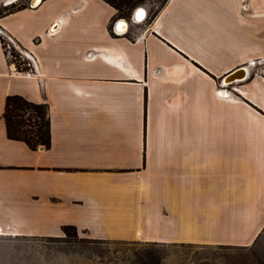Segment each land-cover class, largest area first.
Wrapping results in <instances>:
<instances>
[{
    "label": "crops",
    "instance_id": "0c3cea01",
    "mask_svg": "<svg viewBox=\"0 0 264 264\" xmlns=\"http://www.w3.org/2000/svg\"><path fill=\"white\" fill-rule=\"evenodd\" d=\"M115 14L40 0L0 17L36 63L18 71L0 41L1 237L70 225L93 240L250 245L264 228V0H168L148 24ZM10 95L47 105L48 148L6 136Z\"/></svg>",
    "mask_w": 264,
    "mask_h": 264
},
{
    "label": "rangeland",
    "instance_id": "374dc122",
    "mask_svg": "<svg viewBox=\"0 0 264 264\" xmlns=\"http://www.w3.org/2000/svg\"><path fill=\"white\" fill-rule=\"evenodd\" d=\"M0 0V17L18 8H32L34 0ZM149 11L155 3L144 4ZM152 11L145 18L150 20ZM7 36L0 31L6 48ZM15 51V50H14ZM264 72V69H263ZM237 99V98H236ZM238 100V99H237ZM240 131L236 127V134ZM0 264H140L146 252L161 257L160 264H258L264 257V228L246 248H220L217 245L168 244L146 245L141 242L95 241L84 233L76 238L1 237ZM264 259V258H263Z\"/></svg>",
    "mask_w": 264,
    "mask_h": 264
},
{
    "label": "trees",
    "instance_id": "16d2710c",
    "mask_svg": "<svg viewBox=\"0 0 264 264\" xmlns=\"http://www.w3.org/2000/svg\"><path fill=\"white\" fill-rule=\"evenodd\" d=\"M109 4L116 11L115 17L129 19L133 11L144 4L153 1L155 3V9H150L147 12V17L152 11L148 24L157 15L159 10L164 6L168 0H103ZM25 8H18L22 10ZM14 11H10L12 13ZM6 15V14H5ZM3 15V16H5ZM146 17V18H147ZM3 49L4 42L0 39ZM5 52V50H4ZM12 55L18 61L16 68L19 71L25 70V67L21 66L23 62L19 61L18 54L11 50ZM6 136L11 140L21 141L26 144L30 149L36 150L37 148H48L50 146V122L48 117V108L45 104H36L27 101L23 97L17 95L7 96L5 99L4 111L2 115ZM63 237L71 239L76 238L78 230L74 226H62L61 227ZM261 233V232H260ZM260 234L256 237L253 243L257 240ZM93 240V239H91ZM102 241V240H95ZM118 242V241H112ZM252 243V244H253ZM146 245H160L158 243H145ZM220 248H246L247 246H219ZM264 258V257H263ZM257 260L258 264H264V259ZM161 257L153 252H146L145 258H139L140 264H160Z\"/></svg>",
    "mask_w": 264,
    "mask_h": 264
},
{
    "label": "built area",
    "instance_id": "2783aa9c",
    "mask_svg": "<svg viewBox=\"0 0 264 264\" xmlns=\"http://www.w3.org/2000/svg\"><path fill=\"white\" fill-rule=\"evenodd\" d=\"M130 21L136 22L132 17H130ZM117 23H120V20H117ZM6 39L8 42H7L6 48L4 50H5L6 57L10 61L11 65L13 67H15V69H17L16 65H17L18 61L15 59V57L11 53V50H15V52L18 54L19 61L23 62L21 66L25 67V70H22L21 72H24L27 75L32 73V71L34 73L36 71L35 70L36 63H35L33 57L30 56L28 53L24 52L23 50H21L18 47V45H16L9 37H7Z\"/></svg>",
    "mask_w": 264,
    "mask_h": 264
},
{
    "label": "bare ground",
    "instance_id": "6f19581e",
    "mask_svg": "<svg viewBox=\"0 0 264 264\" xmlns=\"http://www.w3.org/2000/svg\"><path fill=\"white\" fill-rule=\"evenodd\" d=\"M13 0H10L9 2H12ZM40 0H34V3H39ZM135 14H133V17L135 19H138V20H143L145 18V12L142 10L141 7H138L137 9H135L134 11ZM126 27V23L123 22L122 20L120 21L119 25L117 26V28L119 30L121 29H124ZM245 73L246 71L242 70V71H239L235 74H233L232 76L229 77V79L227 80H231V81H237L239 79H242L244 76H245ZM0 234H3L2 232H0Z\"/></svg>",
    "mask_w": 264,
    "mask_h": 264
},
{
    "label": "water",
    "instance_id": "95a60500",
    "mask_svg": "<svg viewBox=\"0 0 264 264\" xmlns=\"http://www.w3.org/2000/svg\"><path fill=\"white\" fill-rule=\"evenodd\" d=\"M140 7H141V8H142V10L145 12V10H144V7H142V6H140ZM137 8H138V7H137ZM137 8H136V9H137ZM134 11H135V10H134ZM134 11H133V13H132V16H131V17H132V18H133L135 21H138V19H135V18L133 17V14H135V13H134Z\"/></svg>",
    "mask_w": 264,
    "mask_h": 264
}]
</instances>
